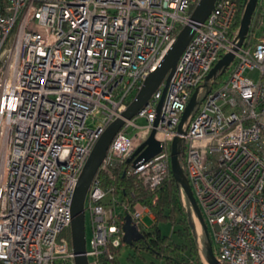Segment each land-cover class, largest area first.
I'll return each mask as SVG.
<instances>
[{
	"label": "built area",
	"instance_id": "1",
	"mask_svg": "<svg viewBox=\"0 0 264 264\" xmlns=\"http://www.w3.org/2000/svg\"><path fill=\"white\" fill-rule=\"evenodd\" d=\"M198 2L0 0V264H75L66 232L86 161ZM243 11L244 0H217L181 54L160 110L165 80L115 135L85 202L90 264L118 257L127 213L141 230L151 213L106 189L100 172L124 166L156 194L176 137L219 263L264 264V0L237 48ZM229 52L231 63L207 79ZM196 88L201 102L180 132ZM153 129L161 151L136 162Z\"/></svg>",
	"mask_w": 264,
	"mask_h": 264
},
{
	"label": "water",
	"instance_id": "2",
	"mask_svg": "<svg viewBox=\"0 0 264 264\" xmlns=\"http://www.w3.org/2000/svg\"><path fill=\"white\" fill-rule=\"evenodd\" d=\"M216 2L217 0H199V2L192 11L189 23H187L181 29L177 38L175 39L173 44L170 46L168 51L165 53V55L159 62L157 68L146 77L138 93L136 94L134 99L130 102V104L127 106V108L121 113V116L117 117L110 124H108V126L105 128L104 132L96 142L83 168L82 174L79 178L72 199L71 241H72L73 251L75 254L74 257L75 264H90L89 258L87 256L85 202L91 184L99 172L100 166L103 163L104 158L106 157L111 142L113 141L117 132L123 126L125 119H131L132 117H134L138 113V111L144 105L147 104L149 98L165 80V89L163 92V97L161 98L158 104V111L160 110L167 84L176 68V65L178 63L181 54L183 53V51L191 41L196 31V28L200 25V23H203L206 20V18L209 16V14L212 12ZM257 4H258V0H244V11L242 13L240 25H239V31H238L239 42L237 48L242 46L249 32ZM233 59H234L233 52H229L225 54L222 58L218 60L215 66L211 69V71L207 75V79H209L213 74H215L217 70L224 69L225 67H227ZM198 92H199V88H196L182 115L181 121L178 126V130L180 132L185 131L183 130V125L192 114L195 106L198 104ZM157 122L158 119L156 120V123ZM155 134H156V130L153 129L148 139L145 142H143L134 152L132 157L138 155L136 158V162L139 159H145V160L150 159L161 151L160 141L156 139ZM171 171L173 172L174 176L177 179L180 193H181V188L186 192L189 201L204 228L209 244L208 256H207L209 264H220L219 261L217 260L216 254L212 246V241L209 234L208 226L204 220L201 209L198 205V202L193 194V191L188 183V180L183 170L181 156H180L179 137H176L172 141V145H171ZM123 230H124L123 240L129 246L133 245L135 242H138L144 238L143 231L134 222L130 213H127L125 216V223L123 225Z\"/></svg>",
	"mask_w": 264,
	"mask_h": 264
},
{
	"label": "trees",
	"instance_id": "3",
	"mask_svg": "<svg viewBox=\"0 0 264 264\" xmlns=\"http://www.w3.org/2000/svg\"><path fill=\"white\" fill-rule=\"evenodd\" d=\"M240 20L241 16H238L235 26L240 24ZM124 169V166H117L101 171L100 179L103 186L123 202L131 206L141 203L153 214V224L146 229L142 228L144 238L131 245L135 252L145 251L153 257L149 262L144 259V264H205L198 247L195 228L173 172L170 170L155 194L144 188L136 178L126 176ZM161 223H170L176 229L170 235L165 234L160 228ZM66 233L70 236V229ZM211 241L215 252V244L212 239ZM129 258L133 257L130 255ZM103 264H119V260L117 257L112 261L103 258Z\"/></svg>",
	"mask_w": 264,
	"mask_h": 264
},
{
	"label": "rangeland",
	"instance_id": "4",
	"mask_svg": "<svg viewBox=\"0 0 264 264\" xmlns=\"http://www.w3.org/2000/svg\"><path fill=\"white\" fill-rule=\"evenodd\" d=\"M251 74L254 75V73H251ZM225 76H227V74ZM203 89L204 88H202L201 91ZM200 102H201V98L199 96L198 97V103H200ZM181 195H182L184 205H185L187 211L190 213L191 220L195 226V232H196L198 241L200 242V237L198 235L197 228H196V220L199 221V218L196 215L186 192L182 188H181ZM153 221L154 220L152 218H150L148 213L144 214V216L142 218V228L146 229V228L150 227L153 224ZM160 228H161L163 233L170 235L173 233V230L176 229V226H171L170 223H161ZM203 233H204V230H203ZM92 234H93L92 222H91L89 215L86 213L87 246H89L91 243ZM204 243H205V241H204ZM199 244H198V247H199ZM200 249H201V252L203 254V256H202V254H201V256H202L204 263L209 264L208 258L204 257V256H206L207 250H205L204 247L201 248V245H200ZM130 255L133 257L132 259L129 258ZM152 258L153 257L149 253H146L145 251L142 253L141 252H135L134 249L127 244H125L123 247H121L120 252L118 254V257H117V259L119 260V264H144V259L147 262H149L150 259H152Z\"/></svg>",
	"mask_w": 264,
	"mask_h": 264
},
{
	"label": "bare ground",
	"instance_id": "5",
	"mask_svg": "<svg viewBox=\"0 0 264 264\" xmlns=\"http://www.w3.org/2000/svg\"><path fill=\"white\" fill-rule=\"evenodd\" d=\"M196 228H197V232H198V235L200 237V245H201V248L204 247V233H203V226L200 222V220H196Z\"/></svg>",
	"mask_w": 264,
	"mask_h": 264
},
{
	"label": "crops",
	"instance_id": "6",
	"mask_svg": "<svg viewBox=\"0 0 264 264\" xmlns=\"http://www.w3.org/2000/svg\"><path fill=\"white\" fill-rule=\"evenodd\" d=\"M149 214V216H150V218H152V219H154V216H153V214L152 213H150V212H145V214ZM203 230H204V228H203ZM204 241H205V243H204V249L205 250H207V253H206V256H204V257H207L208 256V247H209V244H208V240H207V236H206V234H205V231H204ZM200 242L198 241V244H199ZM199 249H200V244H199ZM200 252H201V249H200ZM201 254H202V252H201ZM202 256H203V254H202ZM208 258V257H207Z\"/></svg>",
	"mask_w": 264,
	"mask_h": 264
}]
</instances>
